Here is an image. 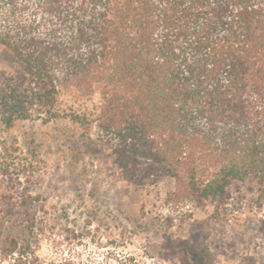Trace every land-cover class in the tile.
<instances>
[{
  "label": "trees",
  "instance_id": "trees-1",
  "mask_svg": "<svg viewBox=\"0 0 264 264\" xmlns=\"http://www.w3.org/2000/svg\"><path fill=\"white\" fill-rule=\"evenodd\" d=\"M0 48L3 132L66 119L118 181L143 191L164 176L168 202L201 206L252 178L264 204V0H0ZM0 147V173L28 176L17 147ZM19 188L0 195L10 255L32 249L41 207Z\"/></svg>",
  "mask_w": 264,
  "mask_h": 264
},
{
  "label": "rangeland",
  "instance_id": "rangeland-1",
  "mask_svg": "<svg viewBox=\"0 0 264 264\" xmlns=\"http://www.w3.org/2000/svg\"><path fill=\"white\" fill-rule=\"evenodd\" d=\"M0 58L10 59L1 48ZM81 133L66 119L20 121L5 132L0 127V144L17 147V155L30 163L28 176L13 169L0 173V195L12 185L28 188L41 204L32 249L10 255L0 245V264H264L261 183L233 182L224 199L177 205L166 200L174 189L171 180H150L143 191L118 181L105 168L100 148L96 154ZM151 164L138 159L137 173L154 175ZM5 236L0 230V239Z\"/></svg>",
  "mask_w": 264,
  "mask_h": 264
}]
</instances>
